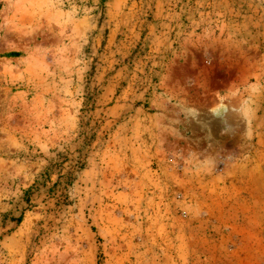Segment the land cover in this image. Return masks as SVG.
<instances>
[{
	"label": "rangeland",
	"instance_id": "rangeland-1",
	"mask_svg": "<svg viewBox=\"0 0 264 264\" xmlns=\"http://www.w3.org/2000/svg\"><path fill=\"white\" fill-rule=\"evenodd\" d=\"M0 264H264V0H0Z\"/></svg>",
	"mask_w": 264,
	"mask_h": 264
},
{
	"label": "bare ground",
	"instance_id": "bare-ground-1",
	"mask_svg": "<svg viewBox=\"0 0 264 264\" xmlns=\"http://www.w3.org/2000/svg\"><path fill=\"white\" fill-rule=\"evenodd\" d=\"M224 110H225L224 108H221L220 113H224Z\"/></svg>",
	"mask_w": 264,
	"mask_h": 264
}]
</instances>
